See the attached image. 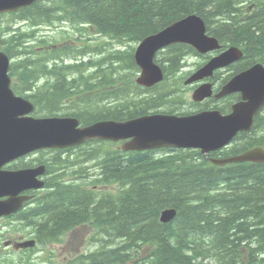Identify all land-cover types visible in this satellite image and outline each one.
Segmentation results:
<instances>
[{
  "label": "trees",
  "instance_id": "16d2710c",
  "mask_svg": "<svg viewBox=\"0 0 264 264\" xmlns=\"http://www.w3.org/2000/svg\"><path fill=\"white\" fill-rule=\"evenodd\" d=\"M247 2L38 0L16 13L0 15V34L5 35L1 49L13 60L10 74L17 79L15 92L37 106L36 116L58 115L70 103L76 106L74 111L63 114L77 117L84 125L106 119L126 121L163 105L179 107L174 105L182 96L174 95L178 91L170 77L180 72L188 55H198L194 48L171 45L157 60L168 80L145 90L134 83L139 68L132 50H117L101 63H85L78 59L88 48L50 44L48 39L37 38L32 28L71 22L89 25L88 31L92 27L121 43L139 44L198 14L210 35L245 54L230 65L226 76L216 74L215 81L222 85L253 65L264 64V0L254 4L252 13ZM4 18L22 26L5 27ZM69 59L77 62L69 63ZM89 65L96 67L87 69ZM116 70L129 74L116 78ZM237 100L238 95H233L217 105L215 100L210 103L227 112ZM92 145L79 147L76 160L68 157L74 154L70 149L50 150L49 159L37 161L47 167L48 193L36 197L15 219L31 230L39 244L60 242L68 231L93 220L100 229L93 240L99 246L68 264H264V164L218 167L209 162V158H228L264 147V115H258L252 131L241 133L232 146L208 156L176 149H167L168 155L162 156L156 151L125 153ZM93 161L92 171L100 172L95 183L118 184L117 194L105 192L97 197L95 191L67 185L66 173L85 175ZM23 166H33V162ZM169 208L177 210V216L162 223L160 215Z\"/></svg>",
  "mask_w": 264,
  "mask_h": 264
},
{
  "label": "water",
  "instance_id": "95a60500",
  "mask_svg": "<svg viewBox=\"0 0 264 264\" xmlns=\"http://www.w3.org/2000/svg\"><path fill=\"white\" fill-rule=\"evenodd\" d=\"M38 0H0V13L26 8ZM187 43L201 53L221 48L215 38L206 35V25L197 16H189L173 24L157 35L144 40L135 56L143 69L140 84L153 86L163 79V71L153 62L157 50L162 47ZM1 44V37H0ZM242 53L230 49L212 58L188 81L192 83L213 76L220 68L240 60ZM10 59L0 51V217L18 212L30 196L23 192L44 188L39 178L46 173V165L20 170L3 168L19 158L44 149H67L86 141L101 139L124 140L126 151H146L172 147L199 149L203 154L218 151L229 144L240 132L252 129L254 118L264 106V65L257 64L236 75L215 96L222 98L240 92L242 100L233 106L229 116L219 110L202 111L190 116L154 114L124 122L100 121L81 127L74 117L35 118L31 114L35 105L28 99L15 94L9 76ZM213 95L211 84H204L194 92L195 101H203ZM212 161L217 165L238 162L264 163V148L257 147L242 155ZM174 211L163 214V221H170ZM35 241L19 244L18 248L33 247Z\"/></svg>",
  "mask_w": 264,
  "mask_h": 264
},
{
  "label": "rangeland",
  "instance_id": "374dc122",
  "mask_svg": "<svg viewBox=\"0 0 264 264\" xmlns=\"http://www.w3.org/2000/svg\"><path fill=\"white\" fill-rule=\"evenodd\" d=\"M9 18H4L2 21L6 22L8 21ZM11 25L13 28L16 27H21L22 24L21 22H12V23H4V26ZM49 27H43L39 26L36 27L35 30L40 31L37 33V38L43 39V36L46 37H52L53 39H57L61 36L60 39H58L56 42H63L66 40H69L72 37H75V39H78L76 42L81 46V49L89 50L92 49H100L102 52L100 54H95L94 52H83L82 55H80L79 59L80 61H83L85 59L86 62H89L90 60H93L95 63H101V61L106 60L111 53H114L115 51L119 49L124 50H130L129 45H125L121 47L120 41L112 39V38H106L98 35L91 34L87 29L88 26L85 27H80V26H74L70 23H52L48 24ZM83 29V30H81ZM33 30V29H32ZM92 39V40H91ZM87 47V48H86ZM113 49V50H112ZM93 54V55H92ZM204 56L202 55H188L186 59L183 61L185 65V69L182 72H178L174 74L173 76L170 77L171 81L170 83L172 86L178 91V93H175L174 95H179L181 94L182 98L179 100V104L174 105V106H180L182 104L181 101H192V88L191 87H186L185 89L182 88L181 84L179 83L180 78L184 74H189L190 72H194L197 67L203 63L204 61ZM92 58V59H91ZM111 63V62H109ZM107 64L106 67H109L110 64ZM113 65V64H111ZM90 67H96V66H88L87 69ZM118 67H115L117 69ZM93 71V70H92ZM119 74H129L128 72H121L119 70H116L115 76L116 78L119 77ZM223 76V74H220ZM226 76V74L224 75ZM179 83V84H178ZM177 85V86H174ZM173 89V88H172ZM181 89V90H180ZM184 90V91H182ZM112 105V104H110ZM173 105V104H172ZM166 107L163 108L164 111L166 109H169L168 106H171L169 104L165 105ZM75 105L67 106L64 110H62L58 115H63V113H71L75 109ZM212 107V106H211ZM188 110H196V109H190L187 106L184 107V109L180 112L183 111H188ZM96 145H93L92 148H95ZM92 149H89L88 151L91 152ZM80 153V151L74 150V154H70L69 156L67 154H64V158L68 157H73L75 160L77 159V155ZM53 154L48 152V153H38L36 155L30 156L28 162H35V160L45 158L49 159ZM72 158V160H73ZM96 162V161H94ZM94 162H91L89 166H92ZM84 164V163H83ZM87 166V164H86ZM81 167V166H79ZM84 171V170H83ZM89 173L82 176L78 175H71L66 173L65 178L66 179H74L77 184L83 185L87 188H92L94 189L92 184V180L95 178L94 173H92V169L85 170ZM118 186L114 187V190L116 192ZM106 186L103 188L98 187V190H105ZM111 190V189H108ZM29 229H24V225L20 224L16 221H13L12 223L7 221V220H0V264H66L68 263L72 258L84 253V252H89L92 250H96V248L99 246L98 243H90V236L93 233H89L87 237L83 239L80 238V236L84 234L83 230L77 231L74 235H70V237H66L64 242L61 244H51V245H46L38 249L37 251L33 252H19L15 251L12 248L7 249L6 247H3L5 242L9 239L13 238H18L21 236L24 237H29ZM74 242V244H72Z\"/></svg>",
  "mask_w": 264,
  "mask_h": 264
},
{
  "label": "bare ground",
  "instance_id": "6f19581e",
  "mask_svg": "<svg viewBox=\"0 0 264 264\" xmlns=\"http://www.w3.org/2000/svg\"><path fill=\"white\" fill-rule=\"evenodd\" d=\"M258 0H248V2L247 3H245V5H247V8H249L250 6H252V5H256ZM262 1V0H261ZM253 11H254V9H253ZM252 11V12H253ZM56 23H60V22H56ZM64 23H70V24H72L73 25V23H71V22H61V24H64ZM74 26H78V25H74ZM80 27H85V25H79ZM87 26H89V25H87ZM173 26V24H171V25H169L168 26V28L169 27H172ZM148 37H150V35L149 36H147V38ZM78 41V39H75V42H77ZM118 41H120V40H118ZM120 45H121V47H123V46H125V45H129V46H131L130 47V50H132L133 51V55H134V45L133 44H131V43H128V42H124V43H121L120 42ZM75 46H77L78 48H81V46L79 45V44H77L76 43V45ZM87 48V47H86ZM81 50H84V49H81ZM113 50V49H112ZM120 51H129V50H124V48L122 49H119ZM84 52V51H83ZM83 54V53H82ZM82 54H80V55H82ZM93 55V54H92ZM158 56H159V53H157V54H155L154 55V58L153 59H157L158 58ZM92 59V58H91ZM106 59V58H105ZM79 61H80V59H78ZM90 61H93V60H90ZM83 62H85V63H87L86 61H85V59L83 60ZM181 65H182V68H181V70H180V72H182L186 67H185V65H184V62L182 61L181 62ZM91 68V67H90ZM179 72V73H180ZM179 83L181 84V86H182V88H186L187 87V74H184L181 78H180V80H179ZM178 83V84H179ZM182 91H184V90H182ZM231 96H233V95H231ZM230 96V97H231ZM235 104V102L232 104V106ZM222 106V105H221ZM221 109V108H220ZM221 111V113L223 114V115H225V116H229V114H231L232 112H233V110L232 109H229L227 112H224V111H222V110H220ZM261 115H264V108L261 110ZM67 181H68V183H67V185H72V186H75V187H77V188H80L79 187V185L76 183V181L74 180V179H67ZM97 197H101V195H98ZM169 209H172V208H169ZM94 251H96V250H94Z\"/></svg>",
  "mask_w": 264,
  "mask_h": 264
},
{
  "label": "flooded vegetation",
  "instance_id": "af4514ba",
  "mask_svg": "<svg viewBox=\"0 0 264 264\" xmlns=\"http://www.w3.org/2000/svg\"><path fill=\"white\" fill-rule=\"evenodd\" d=\"M15 241H12V243H14Z\"/></svg>",
  "mask_w": 264,
  "mask_h": 264
}]
</instances>
